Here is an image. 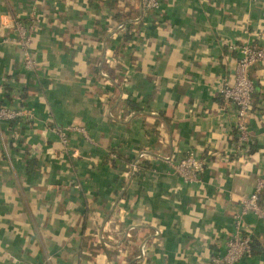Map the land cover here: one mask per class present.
Masks as SVG:
<instances>
[{
    "label": "crops",
    "instance_id": "0c3cea01",
    "mask_svg": "<svg viewBox=\"0 0 264 264\" xmlns=\"http://www.w3.org/2000/svg\"><path fill=\"white\" fill-rule=\"evenodd\" d=\"M15 21L34 25L33 69ZM242 43L264 46V0H0V105L32 114L0 120V264H209L264 177V61L241 153L217 94ZM54 125L85 135L64 148ZM189 148L203 169L184 183L169 161ZM242 219L238 264H264V218Z\"/></svg>",
    "mask_w": 264,
    "mask_h": 264
},
{
    "label": "built area",
    "instance_id": "2783aa9c",
    "mask_svg": "<svg viewBox=\"0 0 264 264\" xmlns=\"http://www.w3.org/2000/svg\"><path fill=\"white\" fill-rule=\"evenodd\" d=\"M144 10H152L158 6V0H139ZM134 19H137L134 17ZM136 21V20H135ZM119 26V25H118ZM122 27V25H121ZM11 41L16 42L21 50L22 65L25 69H33L35 61L30 53V42L34 25L32 21H15L12 26ZM237 56L234 61L231 80H223L218 86L217 94L223 102L229 103L234 115L235 129L234 151L242 152L249 145L246 116L251 108V92L253 81L249 76V67L255 62L264 61V46L257 43H242L236 47ZM105 73L103 72L102 75ZM31 112L22 107L10 108L0 105V120H13L16 118L29 119ZM50 130L55 133L60 144L67 148L68 131L78 130L85 135L82 126L54 125ZM142 153L139 152V155ZM135 161L130 163V169ZM171 171L182 182L192 183L199 179L203 169V161L192 149H186L184 154L176 160L169 161ZM264 185V177L256 179L252 190L242 198L239 210L233 213V230L226 237L223 250L211 255L209 264H238L243 257L251 254L252 231L243 221L244 213L250 211L256 216L264 218V208L260 206L259 192ZM142 253V251H140Z\"/></svg>",
    "mask_w": 264,
    "mask_h": 264
},
{
    "label": "trees",
    "instance_id": "16d2710c",
    "mask_svg": "<svg viewBox=\"0 0 264 264\" xmlns=\"http://www.w3.org/2000/svg\"><path fill=\"white\" fill-rule=\"evenodd\" d=\"M127 36H128V34L125 33L124 37H127ZM124 102H125L128 106H130V108H132V106H134L133 102L130 101L129 99H125ZM115 153H116V152H115ZM116 156H117V158L119 157V158L122 159L123 161H126L128 165H130V163L132 162V159L129 160V158H127V157H123V156H122L120 153H118V152L116 153Z\"/></svg>",
    "mask_w": 264,
    "mask_h": 264
}]
</instances>
